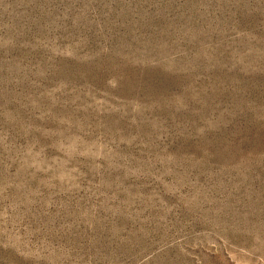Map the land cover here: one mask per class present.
I'll list each match as a JSON object with an SVG mask.
<instances>
[{
    "label": "rangeland",
    "instance_id": "rangeland-1",
    "mask_svg": "<svg viewBox=\"0 0 264 264\" xmlns=\"http://www.w3.org/2000/svg\"><path fill=\"white\" fill-rule=\"evenodd\" d=\"M0 264H264V0H0Z\"/></svg>",
    "mask_w": 264,
    "mask_h": 264
}]
</instances>
